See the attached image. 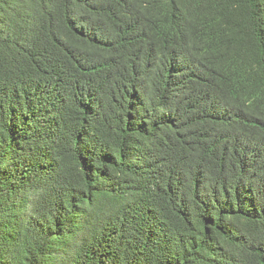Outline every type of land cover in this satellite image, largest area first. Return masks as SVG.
I'll use <instances>...</instances> for the list:
<instances>
[{
    "label": "trees",
    "instance_id": "1",
    "mask_svg": "<svg viewBox=\"0 0 264 264\" xmlns=\"http://www.w3.org/2000/svg\"><path fill=\"white\" fill-rule=\"evenodd\" d=\"M0 264H264V0H0Z\"/></svg>",
    "mask_w": 264,
    "mask_h": 264
}]
</instances>
